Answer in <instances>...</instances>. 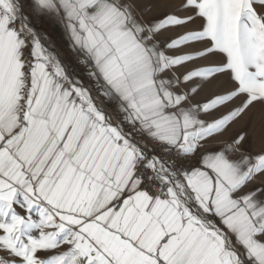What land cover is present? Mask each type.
Segmentation results:
<instances>
[{
  "label": "snow or ice",
  "instance_id": "1",
  "mask_svg": "<svg viewBox=\"0 0 264 264\" xmlns=\"http://www.w3.org/2000/svg\"><path fill=\"white\" fill-rule=\"evenodd\" d=\"M0 264H264V0H0Z\"/></svg>",
  "mask_w": 264,
  "mask_h": 264
},
{
  "label": "crops",
  "instance_id": "2",
  "mask_svg": "<svg viewBox=\"0 0 264 264\" xmlns=\"http://www.w3.org/2000/svg\"><path fill=\"white\" fill-rule=\"evenodd\" d=\"M37 30L43 33L46 37H48L52 44L49 47L54 48L55 52L59 53L61 58L66 62H70L75 64V56L69 50L68 41L66 40L62 28L54 21H49L47 19H40L34 21ZM46 38V39H48ZM48 39V40H49Z\"/></svg>",
  "mask_w": 264,
  "mask_h": 264
},
{
  "label": "built area",
  "instance_id": "3",
  "mask_svg": "<svg viewBox=\"0 0 264 264\" xmlns=\"http://www.w3.org/2000/svg\"><path fill=\"white\" fill-rule=\"evenodd\" d=\"M39 33H40V35H41V37H42V42L48 47V48H50V49H52V50H55V47L54 48H52V47H49L48 45H47V43H46V38H48V37H46L43 33H41L39 30H37ZM49 39V38H48ZM49 41H50V39H49ZM50 44H52L51 43V41H50ZM53 45V44H52ZM54 46V45H53Z\"/></svg>",
  "mask_w": 264,
  "mask_h": 264
},
{
  "label": "bare ground",
  "instance_id": "4",
  "mask_svg": "<svg viewBox=\"0 0 264 264\" xmlns=\"http://www.w3.org/2000/svg\"><path fill=\"white\" fill-rule=\"evenodd\" d=\"M46 43L48 46L50 45V41L48 39H46ZM61 59H63V58H61Z\"/></svg>",
  "mask_w": 264,
  "mask_h": 264
}]
</instances>
